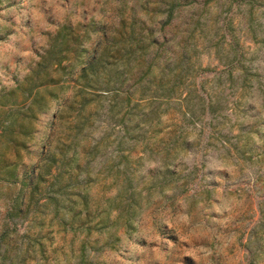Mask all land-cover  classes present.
<instances>
[{
	"label": "rangeland",
	"instance_id": "374dc122",
	"mask_svg": "<svg viewBox=\"0 0 264 264\" xmlns=\"http://www.w3.org/2000/svg\"><path fill=\"white\" fill-rule=\"evenodd\" d=\"M171 1L0 0V264H264V0Z\"/></svg>",
	"mask_w": 264,
	"mask_h": 264
},
{
	"label": "trees",
	"instance_id": "16d2710c",
	"mask_svg": "<svg viewBox=\"0 0 264 264\" xmlns=\"http://www.w3.org/2000/svg\"><path fill=\"white\" fill-rule=\"evenodd\" d=\"M179 1L177 2L171 1L169 3L168 8H167L168 17H171L176 5L179 4ZM120 14L121 16H123L122 13ZM131 23H133V21ZM123 28H124V19L122 17L120 28H115L112 34H110L111 32L107 33L106 31L102 33L101 36L103 37V42L106 40V42H109V43L104 45L102 44L101 40L97 42V46L91 51V54L88 57L87 61L83 60L81 62V65H83L80 69L81 77L89 73L90 78H91L90 81H92L95 84H97L99 80L102 79L103 81H105V86H106L105 88L107 89L108 87H110L111 82H117L116 84L118 83L124 84V82L126 83L131 78L132 70L129 66L130 56L133 51L137 49H142L143 45H140L141 44L140 39L138 40L136 39V34L137 35L140 34L139 31L136 33L133 27H130L131 29L129 28L130 31L124 30ZM152 37L153 36H150L149 38L152 39ZM151 43H152V40H151ZM113 58L124 60L126 64L124 66L125 69L123 71H119L120 69L118 68H115L112 71L107 70L108 65L111 64L112 62L111 59ZM63 59H65V57H63ZM138 61L141 63L147 62L143 54L138 55ZM150 65H152V61L149 62L148 67ZM87 84H90L89 81H87ZM158 87L162 88L161 85H158ZM164 90H165L164 94H168V95L170 94V88L164 89ZM141 92L142 91H140V93ZM4 130L5 129L3 128L2 132ZM17 198L18 197L15 198L16 201H17ZM18 210H20V207L19 206L17 207L16 204L12 202L10 209L7 211V215L13 216L17 214ZM97 223L100 224L101 226H105L108 223V219L105 216L99 217V219L97 220ZM125 224L127 227L130 226L129 217H126Z\"/></svg>",
	"mask_w": 264,
	"mask_h": 264
}]
</instances>
